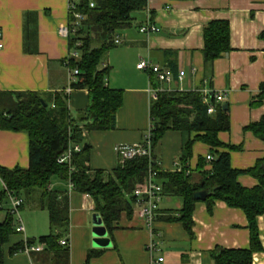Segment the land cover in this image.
Masks as SVG:
<instances>
[{
    "label": "crops",
    "instance_id": "1",
    "mask_svg": "<svg viewBox=\"0 0 264 264\" xmlns=\"http://www.w3.org/2000/svg\"><path fill=\"white\" fill-rule=\"evenodd\" d=\"M71 0H0V92L36 91L46 97L57 93L68 95L74 117H79L91 103L88 89L69 85L65 60L70 53L69 41L59 29L70 21ZM151 17L160 32L146 35L139 27ZM213 20H228L232 50L217 58L211 68L204 61V27ZM264 0H148L143 11L135 12L132 23L119 30L121 39L110 50L104 65L111 67L108 85L123 91V104L116 115V128L93 130L85 135L90 144L92 170H111L119 163L114 147L119 143H138L151 126L150 89L162 91H225L230 115V129L221 131L219 139L239 146L231 152L232 167L247 170L264 159V140L246 127L264 115V101L258 99L264 87ZM171 69L174 80L165 83L154 74L137 67L142 60ZM181 70L183 79L178 80ZM195 132L191 134L193 137ZM29 134L25 131L0 129V166L27 168ZM187 135L169 130L156 148L159 166L164 171L179 169ZM209 145L196 141L190 160L195 169L199 157L209 155ZM179 163V164H177ZM209 167V164L207 165ZM239 182L254 187L259 180L242 173ZM69 179L53 177L50 188L68 195L70 208V264H86L91 250L94 201L88 194L69 190ZM1 186V185H0ZM182 206L181 198L164 195L160 203L155 233L134 211L119 220L111 240L114 247L90 259V264H214L211 251L216 247L248 248L250 230L245 212L217 200L211 209L200 200L196 203L190 234L179 221H168ZM26 207V203L22 210ZM135 210V207H134ZM33 223L25 225V233L16 234L5 247L4 264H35L31 252L10 254L12 244L28 238L38 239L50 231L46 209L32 205ZM40 212V213H39ZM23 218V216H22ZM24 221V219H23ZM46 221V223H45ZM47 226V229L45 228ZM262 251L254 252L252 264H264V214L258 217ZM42 227V228H40ZM50 233V232H49ZM38 236V237H37ZM110 236V235H109ZM155 239L157 250L152 254L148 243ZM35 244H45L36 242ZM33 244V245H35ZM43 249V250H44ZM159 257L164 261L152 262Z\"/></svg>",
    "mask_w": 264,
    "mask_h": 264
},
{
    "label": "trees",
    "instance_id": "2",
    "mask_svg": "<svg viewBox=\"0 0 264 264\" xmlns=\"http://www.w3.org/2000/svg\"><path fill=\"white\" fill-rule=\"evenodd\" d=\"M71 1L75 3V10L85 16L76 33L68 38L70 53L66 60L69 67L79 69L71 86L73 89H88L91 103L79 117H74L66 94L46 97L36 91L0 92V129L25 131L30 138V163L27 168L0 166V176L7 185V189L0 186V203L3 205L0 208L3 212L0 216V264H4L6 245L18 233L16 220L5 204L8 191L24 200L22 208L25 203L31 202L49 212L51 232L38 239L28 238L27 245L43 243L52 264H70L69 197L50 188L52 178L57 175L69 179L74 184V190L92 197L94 210L102 217L111 238L122 216H133L135 189L143 188L147 183L148 157L118 163L111 170H92L90 144L86 142L85 135L93 130L116 128V115L124 100L123 91L108 85L111 67L104 62L110 50L117 45L115 37L119 30L132 23L135 12L146 9L148 0ZM69 17L74 20L72 14ZM75 50L79 56L72 55ZM231 50L229 21L207 23L204 27L205 65L211 68L217 58ZM257 97L264 101V87ZM211 99L214 101L213 97ZM150 117L154 166L159 170L158 179L163 185V193L177 196L182 201V206L165 218L181 222L192 234L194 209L200 201L195 198V193L210 191L204 199L209 209L217 200L242 209L250 230L248 248L216 247L211 251L214 264H252L254 252L263 250L258 217L264 214V159L247 170L232 167L231 152L240 147L223 143L218 137L219 132L230 129L229 110L224 108L223 103H217L216 111L209 114L201 91H160L158 98L151 101ZM246 129L264 140V115ZM169 130L181 131L187 135V140L179 160L181 169L164 171L159 166L155 151ZM193 132L196 135L192 137ZM196 141L209 145L212 159L200 156L197 167L191 169L190 160ZM71 142L81 144L82 149L74 153L75 170L70 173L68 165L58 163V157ZM242 173L256 177L259 184L254 187L242 185L238 180ZM63 238L68 245L60 243ZM25 244L23 241L12 244L10 254L25 250ZM104 250L106 248L91 249L86 264Z\"/></svg>",
    "mask_w": 264,
    "mask_h": 264
},
{
    "label": "built area",
    "instance_id": "3",
    "mask_svg": "<svg viewBox=\"0 0 264 264\" xmlns=\"http://www.w3.org/2000/svg\"><path fill=\"white\" fill-rule=\"evenodd\" d=\"M93 6L94 4L91 3ZM69 14H72L74 17L73 21H69L67 25H63L60 27L59 32L61 35L66 37L67 39L72 35L75 34L80 23L85 19V16L77 12L75 10V3L73 1L70 2L69 5ZM140 32L150 35L152 33H158L161 30V27L154 22L151 17H148L147 20L141 24L139 27ZM2 32L0 31V47L3 46L2 40ZM116 44L121 43V39L116 36L115 37ZM79 44V43H77ZM72 55L79 56L78 51H72ZM69 56V55H68ZM68 59V57L66 58ZM66 66L68 67V78H69V85L66 89V93L70 94L73 90L71 83L76 80L77 75L79 74L78 68H71L68 65V61L65 62ZM137 67L142 70H147L151 74H154L157 79L161 82L169 83L174 80V74L171 69L163 68L162 66L153 63L150 58L142 59L138 64ZM185 75V71L181 70L178 75V80H182ZM162 91V89L157 87H152L150 89L152 100L158 98V93ZM202 94L204 96L205 103L208 105V113L213 114L216 111V104L222 103L226 99V92L219 90L210 92L208 90H203ZM213 97L214 101L211 99ZM55 105L53 104V107ZM152 128L151 125L146 132L144 139L138 143H119L115 145L114 149L119 157V163L124 164L127 160L136 158V157H148L149 158V167L147 173V183L145 187H137L134 191L136 195L135 201V213L142 218L148 229L151 232L155 233L154 223L158 216V211L160 209V203L163 199V185L161 181L158 179L159 170L154 166V159H153V147H152ZM82 149V145L78 143L71 142L68 149L58 157V163L61 165H68L69 172L75 170L73 164V156L75 152H78ZM208 160L212 159V156H207ZM179 164V163H177ZM181 169V167L179 168ZM69 190H74V184L71 180H69ZM0 185L7 189V185L4 180L0 176ZM8 210L13 214L16 220V230L19 233H25L26 228L24 225V221L22 218V205L24 204V200L16 195L13 194L12 191H8ZM3 207L2 203H0V208ZM27 239L25 241V250L27 252H31L34 250L41 251L44 249V246L41 244H35L32 246L27 245ZM62 245H68L66 239L63 238L60 240ZM157 242L155 239H152L148 245L147 250H149L152 254L154 251L157 250ZM164 261V257H159L156 260H152V262H162Z\"/></svg>",
    "mask_w": 264,
    "mask_h": 264
},
{
    "label": "water",
    "instance_id": "4",
    "mask_svg": "<svg viewBox=\"0 0 264 264\" xmlns=\"http://www.w3.org/2000/svg\"><path fill=\"white\" fill-rule=\"evenodd\" d=\"M223 106L224 108H227L228 105L225 103ZM208 195H210V191L202 190L195 193V198L198 200H203ZM92 236L93 246L95 248H107L112 244V240L103 223L102 217L99 214H94L93 216Z\"/></svg>",
    "mask_w": 264,
    "mask_h": 264
},
{
    "label": "rangeland",
    "instance_id": "5",
    "mask_svg": "<svg viewBox=\"0 0 264 264\" xmlns=\"http://www.w3.org/2000/svg\"><path fill=\"white\" fill-rule=\"evenodd\" d=\"M55 177H58V176L55 175ZM5 204L8 206L7 202ZM31 208H32V203L31 202H27L25 209L22 210V216H23L25 224L33 223V216L30 215L32 213L30 211ZM1 215H3L2 211L0 212V216ZM45 223H46V221H45ZM40 228H42V227H40ZM45 228L47 229V226ZM49 232H51V227H50V231ZM49 232L46 231L45 233H41V234L46 235V234H49ZM17 234H20V233L18 232ZM113 247H114V242L112 241L111 246L107 247V249L113 248ZM94 248L95 247L93 246V236H92V243H91L90 249H94ZM34 251L35 252H32L31 255H32V258H33L35 264H52V260L50 259L51 257L49 256L47 251H45V250H41V251L34 250Z\"/></svg>",
    "mask_w": 264,
    "mask_h": 264
}]
</instances>
